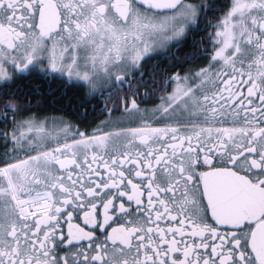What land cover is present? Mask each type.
<instances>
[{
    "label": "snow or ice",
    "instance_id": "obj_1",
    "mask_svg": "<svg viewBox=\"0 0 264 264\" xmlns=\"http://www.w3.org/2000/svg\"><path fill=\"white\" fill-rule=\"evenodd\" d=\"M0 142V264H264V0H0Z\"/></svg>",
    "mask_w": 264,
    "mask_h": 264
},
{
    "label": "trees",
    "instance_id": "obj_2",
    "mask_svg": "<svg viewBox=\"0 0 264 264\" xmlns=\"http://www.w3.org/2000/svg\"><path fill=\"white\" fill-rule=\"evenodd\" d=\"M34 82V81H33ZM49 83L44 81L43 82V91H42V108L41 114L44 117H49L55 114H64L72 116L73 119H78V116L74 112V104L77 102L80 93L76 88L70 87L68 90H61L59 89L57 92L49 91L46 89V86ZM160 93H157L159 96ZM36 95H34L31 99L33 103L35 101ZM95 103V101H93ZM148 104H153L152 101H149ZM91 107V105H90ZM93 117L90 116L89 119L91 120ZM99 122V121H97ZM83 128V125H80ZM91 128V127H90ZM92 129V128H91Z\"/></svg>",
    "mask_w": 264,
    "mask_h": 264
},
{
    "label": "flooded vegetation",
    "instance_id": "obj_3",
    "mask_svg": "<svg viewBox=\"0 0 264 264\" xmlns=\"http://www.w3.org/2000/svg\"><path fill=\"white\" fill-rule=\"evenodd\" d=\"M196 39H200V35L196 36ZM189 40L191 41V37L189 38ZM210 47V45H209ZM155 62V61H153ZM34 81V82H33ZM46 81L49 84L46 86V89L49 91H53V92H57L59 89L61 90H68L70 89V87H66L63 83H61V81L59 80H50V79H33L31 82L25 81L22 82L23 87L25 88V90H31L36 94L35 97V101L32 103V108L31 111L32 113L38 115L40 117V119H44L45 117L41 114V108H42V91H43V82ZM160 95V94H159ZM158 102V101H157ZM154 105L152 104H148L147 103H142L141 107H147V108H152ZM49 120H51L52 118H64V119H71L74 122L77 120L73 119L72 116L69 115H64V114H55L52 116L48 117ZM100 119H103V117H100ZM90 120V119H89ZM83 129V128H82ZM92 129L89 127V131H91ZM0 151H3V144L2 142H0ZM95 167V165H93Z\"/></svg>",
    "mask_w": 264,
    "mask_h": 264
}]
</instances>
